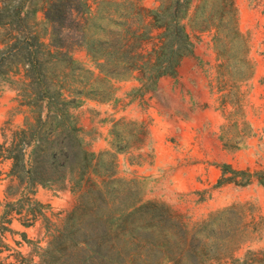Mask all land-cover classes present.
I'll return each instance as SVG.
<instances>
[{"label":"trees","instance_id":"1","mask_svg":"<svg viewBox=\"0 0 264 264\" xmlns=\"http://www.w3.org/2000/svg\"><path fill=\"white\" fill-rule=\"evenodd\" d=\"M156 2L148 9L137 0H54L41 11L40 32L36 12L24 11L22 4L0 7V89L15 92L24 116L20 127L1 129L0 162H11L9 176L22 195L2 205L0 264L32 262L2 241L12 232L7 225L14 215L26 227L42 221L46 245L35 249V264H238L235 252L259 226L253 217L246 219L244 206L192 223L163 203L134 199L132 189L114 178V161H104L110 153L91 151L72 113L82 98L112 95L118 81L133 80L132 93L144 96L161 79L175 77L208 35L217 80L226 91L223 106L231 107L232 125H239L238 90L253 67L234 1ZM75 51L84 52L93 71L74 58ZM219 168L217 187H264V170ZM64 183L77 197L52 222L48 208L30 195L38 186ZM4 252L9 254L2 257Z\"/></svg>","mask_w":264,"mask_h":264},{"label":"rangeland","instance_id":"2","mask_svg":"<svg viewBox=\"0 0 264 264\" xmlns=\"http://www.w3.org/2000/svg\"><path fill=\"white\" fill-rule=\"evenodd\" d=\"M53 1L0 0V7L22 4L24 11L36 12L40 32L41 11ZM137 1L148 9L158 5L156 0ZM233 1L253 67L251 77L239 86L237 127L228 115L231 107L222 103L226 91L217 80L216 54L208 35L182 60L175 77L161 79L144 96L132 93L137 87L133 80L118 81L112 95L104 100L82 98L72 113L91 151L110 153L104 161H114V178L132 189L134 199L163 203L192 223L230 206H244L246 219L253 217L259 226L234 258L238 264H264V187L255 182L217 187L223 164L264 170V0ZM4 33L0 27V39ZM74 58L93 71L84 52L75 51ZM14 97V91L0 89V141L1 129L13 130L23 122ZM10 167V161L0 162V213L3 204L17 202L22 195L9 176ZM30 197L45 205L46 216L55 222L58 214L62 217L72 208L77 194L64 183L38 186ZM21 217L13 216L7 225L12 232H5L2 241L35 264V249L46 245L43 224L38 220L26 227L18 220Z\"/></svg>","mask_w":264,"mask_h":264}]
</instances>
